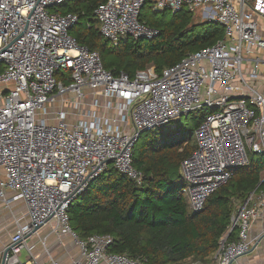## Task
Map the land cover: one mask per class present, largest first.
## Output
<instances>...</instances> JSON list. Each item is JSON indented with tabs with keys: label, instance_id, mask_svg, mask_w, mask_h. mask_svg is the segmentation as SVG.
<instances>
[{
	"label": "built area",
	"instance_id": "1",
	"mask_svg": "<svg viewBox=\"0 0 264 264\" xmlns=\"http://www.w3.org/2000/svg\"><path fill=\"white\" fill-rule=\"evenodd\" d=\"M66 1L0 0V200L8 207L9 191L26 209L14 219L0 264H37L29 242L49 223L77 245L70 264H145L108 252L109 235L80 239L68 225L69 206L108 162L140 183L132 167L140 134L201 110L210 113L180 165L191 212L248 163V152L264 155V0H152V12L184 9L219 24L224 36L160 73L150 68L132 78L105 70L97 53L69 35L77 16L54 10ZM97 3L99 33L114 46L158 36L139 21L144 0ZM252 198L230 218L237 241L224 237L212 264H233L254 247L249 230L264 210V192L249 206Z\"/></svg>",
	"mask_w": 264,
	"mask_h": 264
},
{
	"label": "trees",
	"instance_id": "2",
	"mask_svg": "<svg viewBox=\"0 0 264 264\" xmlns=\"http://www.w3.org/2000/svg\"><path fill=\"white\" fill-rule=\"evenodd\" d=\"M97 4V0H68L54 10L77 16L69 35L97 53L103 68L114 75L124 73L132 78L137 71L150 68L160 73L224 36L219 24H195V14L184 9L156 17L152 0H144L139 21L157 30L158 36L150 41L127 37L114 46L99 33L94 16ZM3 70L0 63V73ZM209 113L201 110L141 133L132 150V167L141 175L140 183L108 163L71 202V231L80 239L109 235L113 243L108 252L145 264H212L224 237L227 243L238 239V228L230 230L237 207L264 192V155L248 152V163L232 170L230 179L208 196L201 211L191 212L180 165L194 152V132ZM182 119H190L192 125L184 129ZM148 135L150 139L140 142ZM257 155L260 159H254Z\"/></svg>",
	"mask_w": 264,
	"mask_h": 264
},
{
	"label": "crops",
	"instance_id": "3",
	"mask_svg": "<svg viewBox=\"0 0 264 264\" xmlns=\"http://www.w3.org/2000/svg\"><path fill=\"white\" fill-rule=\"evenodd\" d=\"M11 88L12 86H9V89ZM4 89L5 86H0V91ZM3 178V171L0 169V181H3ZM11 197V192H4V199L5 202H8V207L0 200V252L14 232V219L26 216L24 203L13 202ZM256 201L257 199L253 197L249 202V206L255 205ZM249 237L252 240L256 239L254 247L248 254L237 259L233 264H264V210L251 224ZM44 238L45 244L43 246L40 242ZM29 244L34 247L33 256L39 264H48L47 260L51 264L50 260L54 262L53 257L55 264H70L73 260L79 258V249L73 238L69 234L55 228L53 223H49L40 229L30 239Z\"/></svg>",
	"mask_w": 264,
	"mask_h": 264
},
{
	"label": "rangeland",
	"instance_id": "4",
	"mask_svg": "<svg viewBox=\"0 0 264 264\" xmlns=\"http://www.w3.org/2000/svg\"><path fill=\"white\" fill-rule=\"evenodd\" d=\"M160 16V14H157V16L156 17H159ZM195 19H194V23L196 24V23H200V22H207L208 20H206V19H204V18H202V17H200L198 14H195ZM181 124H183V127H184V129H187L188 127H190L191 125H192V121L190 120V119H182V122H181ZM169 129H171V128H173V125H172V127H168ZM151 138V136L150 135H148V136H143V137H141V139H140V142H143V141H147L148 139H150ZM254 159H260V156H254ZM263 159H264V156H263ZM23 211V210H22ZM25 256V254H24V252H23V254H22V257H21V260H23V257ZM46 260H47V258H46ZM53 260H54V262H55V259H54V257H53ZM47 262H48V264H49V261L47 260ZM50 263L52 264L53 263V261L52 260H50ZM37 264H39L38 262H37Z\"/></svg>",
	"mask_w": 264,
	"mask_h": 264
},
{
	"label": "water",
	"instance_id": "5",
	"mask_svg": "<svg viewBox=\"0 0 264 264\" xmlns=\"http://www.w3.org/2000/svg\"><path fill=\"white\" fill-rule=\"evenodd\" d=\"M144 132H146V131H144ZM108 163H110V162H108ZM263 180H264V179H263ZM40 227H41V226H37V227L35 228V230L40 229Z\"/></svg>",
	"mask_w": 264,
	"mask_h": 264
}]
</instances>
